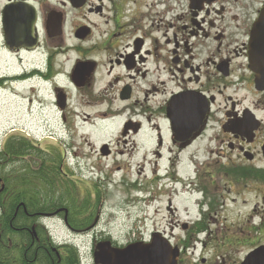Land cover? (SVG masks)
Segmentation results:
<instances>
[{"label": "flooded vegetation", "instance_id": "1", "mask_svg": "<svg viewBox=\"0 0 264 264\" xmlns=\"http://www.w3.org/2000/svg\"><path fill=\"white\" fill-rule=\"evenodd\" d=\"M159 5L167 21L151 39L139 27L119 22L117 9L116 18L114 9L103 19L106 11L112 12L104 0H87L81 8L69 0H0V56L14 60L16 67L13 74L0 69V89L14 87L31 113L38 106L48 113L41 119L34 116L29 139L54 157V168L46 173L56 174L57 182L77 184L69 156L59 148L65 139L87 128L90 134L82 139L90 143L112 125L117 126L115 138L98 147L93 144L88 159L137 157L147 130L157 147L151 152L158 159L157 169L166 160L179 184H196L191 175L182 177L180 169L185 156L197 175L199 154L191 149L198 143L217 142L226 150L227 163L219 174L231 184L264 174L258 166L264 163V92L256 87L254 71V64L264 63V0H160ZM70 12L87 13L98 22L70 23ZM56 136L55 143L47 140ZM203 185L186 192L204 195ZM76 186L78 197L85 198L86 190ZM197 202L200 218L187 212L184 221L175 216L173 223L189 228L207 222L210 212H204V202ZM167 206L176 215L173 202ZM32 215L50 236L48 225L54 221L73 236L91 231L74 227L65 207ZM181 245L182 253L187 251L185 243Z\"/></svg>", "mask_w": 264, "mask_h": 264}, {"label": "rangeland", "instance_id": "2", "mask_svg": "<svg viewBox=\"0 0 264 264\" xmlns=\"http://www.w3.org/2000/svg\"><path fill=\"white\" fill-rule=\"evenodd\" d=\"M104 1L106 8L109 7L112 12L110 14L106 11L103 19L107 14L111 16L114 9L116 18L117 9L119 22L139 27L143 34H149L151 39L157 36V26L162 24V21H167L166 15L162 14L160 9V0ZM69 18L70 23L75 24H82L83 20L98 22L87 13L82 16L70 12ZM14 62L11 58L0 56V69L6 68L8 74H13L16 70ZM18 93L14 91V87L12 90L0 89L1 141L2 137L5 139L15 132L32 135L34 116L41 115L40 119L48 117V113H42L39 106L31 113L30 107L23 100L24 95ZM260 116L264 117V111L260 112ZM82 131L78 136L70 134V138L67 137L59 148L65 149L69 159L70 156L73 159L69 160V167L74 168L72 177L77 181L80 192L97 188L100 198L98 222L90 234L80 237L70 235L59 222H50L49 226L56 242L74 243L80 248L83 264H94L92 247L95 241L111 240L118 246H127L140 242L143 238L144 242L149 241L154 232H165L164 236L171 244L180 249L181 243L187 245V251L182 253L181 264H241L250 251L264 245V181L257 179L258 176L264 178V174H255L258 175L256 178L245 180L239 185L231 184L230 178L219 174L220 169L227 163L223 159L226 150H220L219 143L212 142L209 146L207 143H198L191 149V152L199 154L194 163L197 175L193 173L194 166H190L188 158L183 156L180 173L185 178L191 175L192 179H196V184L182 185L176 182V171L168 169L166 160L160 162L157 169L158 159L151 155L157 147L154 140L148 139L150 134L147 130L144 131L142 154L132 159L126 157L117 160H90L87 157L93 154L94 146L98 147L102 142L115 138L116 125L109 126L104 133L91 137L90 143L82 139L88 137L89 130L86 128ZM41 132V129L38 130V134ZM59 136L62 137V134L59 133ZM47 140L55 143L58 139L56 136ZM167 157L168 155L165 158ZM78 159L82 162L89 161V169L78 166ZM258 166L264 168V163ZM119 167L120 173L117 171ZM254 167L256 168L255 165ZM200 175L202 180L199 179ZM201 182L207 190L206 194L189 195L190 192H186L201 189ZM178 191L181 195L176 197ZM198 199L205 202L203 204H208L207 209H204L207 213L210 212L208 221L202 225L205 232L201 235L196 225L198 222L193 226L189 225V228H185L182 223H173L175 216L183 220L187 212L192 218H200ZM169 201L173 202V208H177L174 216L168 211ZM190 227H194V231H191Z\"/></svg>", "mask_w": 264, "mask_h": 264}, {"label": "trees", "instance_id": "3", "mask_svg": "<svg viewBox=\"0 0 264 264\" xmlns=\"http://www.w3.org/2000/svg\"><path fill=\"white\" fill-rule=\"evenodd\" d=\"M49 156L48 150L35 148L20 133L8 136L0 147V264H82L76 245H59L31 216L65 207L74 227L92 229L98 222V190L95 187L96 203L94 191L88 188V195L79 198L77 184L57 182L56 174L46 173L54 168L55 159ZM257 179L264 181L263 176ZM32 200H37V206ZM205 223L198 224L199 232L205 231Z\"/></svg>", "mask_w": 264, "mask_h": 264}, {"label": "water", "instance_id": "4", "mask_svg": "<svg viewBox=\"0 0 264 264\" xmlns=\"http://www.w3.org/2000/svg\"><path fill=\"white\" fill-rule=\"evenodd\" d=\"M75 8L86 3V0H69ZM260 27L257 28V32ZM256 72V87L264 91V63L254 64ZM257 129V128H256ZM181 251L173 247L170 241L161 233H154L150 243H133L126 247L115 248L110 241L96 245L94 254L95 264H178ZM242 264H264V245L250 252Z\"/></svg>", "mask_w": 264, "mask_h": 264}]
</instances>
